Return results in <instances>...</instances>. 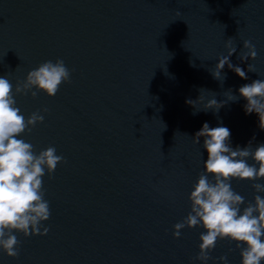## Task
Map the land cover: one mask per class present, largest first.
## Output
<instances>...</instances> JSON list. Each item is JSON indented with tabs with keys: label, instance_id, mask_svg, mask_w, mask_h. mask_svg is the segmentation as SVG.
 I'll list each match as a JSON object with an SVG mask.
<instances>
[{
	"label": "water",
	"instance_id": "water-1",
	"mask_svg": "<svg viewBox=\"0 0 264 264\" xmlns=\"http://www.w3.org/2000/svg\"><path fill=\"white\" fill-rule=\"evenodd\" d=\"M229 38L237 49L229 60L246 80L227 65L224 81L210 73ZM245 40L255 59H240ZM57 58L73 70L71 83L54 97L16 96L26 118L37 110L45 117L21 138L37 152L56 147L66 161L44 177L49 231L14 233L20 255L0 251V264H201L193 258L204 229L172 234L207 159L204 138H193L207 122L229 128L233 148L264 144L259 117L245 113L238 91L264 79V0H0V77L15 87ZM200 95L197 110L213 98L225 104L193 114L186 101ZM231 183L253 201V182ZM222 255L241 264L228 240L217 241L207 264H222Z\"/></svg>",
	"mask_w": 264,
	"mask_h": 264
},
{
	"label": "clouds",
	"instance_id": "clouds-1",
	"mask_svg": "<svg viewBox=\"0 0 264 264\" xmlns=\"http://www.w3.org/2000/svg\"><path fill=\"white\" fill-rule=\"evenodd\" d=\"M227 47L228 54L218 59L214 70L210 71L211 75L220 82L224 81L226 74L222 70L227 65L241 79H248L246 72L229 60L237 50L232 46L231 38ZM243 47L247 51L240 54L242 61L256 58L257 51L250 40H245ZM252 68L248 64V71L251 72ZM72 71L63 59L57 58L44 61L28 71L24 81H18L15 87L6 76L0 77V251L9 258L20 255L21 241L14 233H22L26 238L48 233L49 228L44 226V222L50 219L51 209L45 199L44 177L47 175L51 179L57 166L66 163L64 156L57 154L56 147L50 145L37 152L32 143L21 138L42 124L45 117L41 110H37L26 118L17 106L16 96L30 93L35 98L43 92L54 97L62 84L71 83ZM229 91L228 100L236 101L237 97L231 89ZM238 91L247 101L245 113H256L259 127L264 129V79L242 85ZM202 100L200 95L196 100L186 101L193 107V114L201 110L218 112L225 104L213 98L204 104L203 109L197 110L196 104ZM43 111L47 112V109ZM201 137L204 138L202 147L207 151L204 171L199 174L189 194L190 211L173 226V237L180 238L185 227L203 228L199 236V252L193 258L201 264L212 259L210 253L218 240L235 243L241 264H262L264 197L259 193H264V183L257 181L264 179V144L253 149L249 141L244 148H233L229 128H210L207 122L195 133L193 143L200 144ZM249 159L253 163H249ZM233 180L253 182L252 188L257 193L253 201L245 202V198L233 189ZM218 259L227 264V255Z\"/></svg>",
	"mask_w": 264,
	"mask_h": 264
}]
</instances>
